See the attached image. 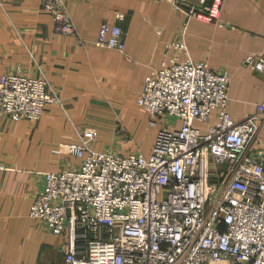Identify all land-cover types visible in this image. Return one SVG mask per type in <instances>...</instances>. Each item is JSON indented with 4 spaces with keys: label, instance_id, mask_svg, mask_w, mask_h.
Returning a JSON list of instances; mask_svg holds the SVG:
<instances>
[{
    "label": "built area",
    "instance_id": "built-area-1",
    "mask_svg": "<svg viewBox=\"0 0 264 264\" xmlns=\"http://www.w3.org/2000/svg\"><path fill=\"white\" fill-rule=\"evenodd\" d=\"M166 2L185 19L137 98L148 125L157 128L151 153L95 151L98 132L85 128L77 142L56 148L79 164L45 172L31 203L29 217L61 236L63 264H264V162L250 154L264 100L233 120L229 73L189 56L188 21L221 25L223 0ZM40 4L55 32L84 43L63 0ZM122 34L104 22L95 43L124 54ZM244 64L264 75V52L247 55ZM51 104L63 101L46 78L0 75V116L36 121ZM118 133L130 139L123 128Z\"/></svg>",
    "mask_w": 264,
    "mask_h": 264
},
{
    "label": "crops",
    "instance_id": "crops-1",
    "mask_svg": "<svg viewBox=\"0 0 264 264\" xmlns=\"http://www.w3.org/2000/svg\"><path fill=\"white\" fill-rule=\"evenodd\" d=\"M65 1L84 43L55 32L41 0H0V74L46 78L63 101L62 107L47 106L36 121L0 117V264H63L61 236L29 217L43 174L79 163L56 152L59 143L77 142L85 128H95V151L151 153L157 130H146L148 121L142 126L148 116L137 98L145 78L158 69L164 44L177 38L185 19L164 0ZM220 20L218 25L191 18L184 38L193 61L229 73L227 110L240 121L264 100V75L244 64L247 55L264 52V0H223ZM104 22L121 27L124 54L96 45ZM119 126L130 139L117 138ZM250 154L264 162V123Z\"/></svg>",
    "mask_w": 264,
    "mask_h": 264
},
{
    "label": "rangeland",
    "instance_id": "rangeland-1",
    "mask_svg": "<svg viewBox=\"0 0 264 264\" xmlns=\"http://www.w3.org/2000/svg\"><path fill=\"white\" fill-rule=\"evenodd\" d=\"M166 1V0H165ZM63 2H64V5H63V9H64V11L66 12V14L67 15H69L70 16V14H69V12H68V10H67V2L65 1V0H63ZM40 6H42L41 4H40ZM42 8V7H41ZM43 10V9H42ZM71 18V17H70ZM2 74H16V75H25V74H22V73H19V72H3ZM1 75V74H0ZM27 76H29V75H27ZM32 77H35V78H43V77H36V76H32ZM59 96V95H58ZM61 98V97H60ZM49 106V105H48ZM58 106V105H57ZM58 107H60V106H58ZM47 108V107H46ZM129 109L133 112V113H135L137 110H136V106H134V105H132V106H130L129 107ZM0 117H3V118H7V117H5V116H0ZM7 119H9V118H7ZM147 121H148V119H146V120H144L143 122H142V126L144 127V126H146V124H147ZM147 127H149L150 129H156L157 130V128L156 127H150V126H148V124H147V126L145 127L146 128V130H147ZM119 128H120V126H119ZM119 128H118V130H119ZM152 131H154V130H150L149 132V134H147V138H146V143H148V141H150V140H152L150 137H152ZM98 132V131H97ZM115 135L117 136V138L118 139H121L122 140V136L118 133V132H116L115 133ZM110 140V139H109ZM107 142V141H106ZM70 155V154H69ZM72 156V155H71ZM79 164V163H78Z\"/></svg>",
    "mask_w": 264,
    "mask_h": 264
}]
</instances>
